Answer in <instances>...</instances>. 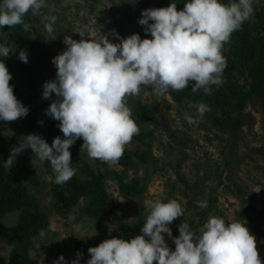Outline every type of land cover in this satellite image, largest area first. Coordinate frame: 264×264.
<instances>
[{
  "label": "clouds",
  "instance_id": "9594fccd",
  "mask_svg": "<svg viewBox=\"0 0 264 264\" xmlns=\"http://www.w3.org/2000/svg\"><path fill=\"white\" fill-rule=\"evenodd\" d=\"M45 5L46 0H0V29L23 24L29 11L37 14ZM253 12V0H230L227 4L221 0H186L181 10L170 3L142 11L138 23L151 38L141 39L138 33L123 38L114 33L119 42L113 43L104 34L98 39H84L83 30L77 32L82 37L79 41L65 35L66 50L52 60L56 79L45 82L42 92L45 99L56 95L45 112L59 121L64 138L57 136L49 145L41 135L28 134L11 149L4 167L9 170L17 155L30 149L40 161L50 162L55 183L63 184L76 173L69 149L78 138L83 139L82 149H87L90 158L117 163L125 146L140 131L126 98L139 94L142 85L164 94L169 89L183 90L189 81L195 82L193 91L210 92V85L222 83L227 65L223 45ZM48 20L45 27L51 34L56 17ZM10 54V48L0 44V57ZM18 58L27 63V51L21 50ZM12 78L0 59V121L11 122L29 113L14 95V86L9 83ZM208 110L203 103L198 106L201 115ZM198 204L207 207L206 201ZM183 216L184 209L175 199L150 202L142 235L130 240L105 239L88 249L87 264H264L247 224L210 216L196 232L183 220L178 226L179 236L173 237L169 225ZM49 229L55 231L52 225ZM165 233L174 241V251L166 243ZM81 257L77 252L70 264H80ZM53 264L69 262L61 255Z\"/></svg>",
  "mask_w": 264,
  "mask_h": 264
},
{
  "label": "rangeland",
  "instance_id": "374dc122",
  "mask_svg": "<svg viewBox=\"0 0 264 264\" xmlns=\"http://www.w3.org/2000/svg\"><path fill=\"white\" fill-rule=\"evenodd\" d=\"M137 7L134 0H46V5L37 14H32L31 24L25 29L32 36L40 35V40L49 48L51 56L44 65L49 67L48 74H52L57 71L53 58L66 50L65 35L79 41L82 37L77 32L83 30L87 36L84 39H98L104 34L111 42L118 43L119 38L114 33L123 38L131 35L124 12L134 14ZM253 8L261 9L264 14V3L259 0H253ZM50 16L56 17L51 34L45 27ZM20 64L14 60L11 66L20 67ZM12 77L9 83L21 102L22 98L32 96L34 84L41 80L37 77L32 84L25 77ZM216 86L209 87L216 91ZM172 92L169 89L159 94L151 86L142 85L139 94L126 98L131 113L137 101L147 104L155 112L160 126L140 125V132L150 133L149 146L133 140L125 146L135 161L133 166L109 163V169L125 181H138L140 193L125 197L119 193L118 184L111 176L106 182L105 223L111 233L117 235L121 234L123 226L137 224L142 228L150 212V202L175 199L182 205L184 216L169 225L173 237L179 236L178 226L183 220L196 232L202 230L210 216L222 217L228 223L239 221L247 224L256 238L259 257L264 262V115L259 101L250 98L240 113L232 114L241 115L242 126L231 135L220 118L208 117L206 111L203 115L198 112L202 102L185 100L178 104ZM51 97H55V93ZM206 101L209 109L215 107L210 96ZM23 118L14 120L4 132L9 151L19 146L28 134H39L51 145L41 127L28 125ZM59 135L64 138L62 132ZM69 150L72 166L76 169L74 176L88 179V170L96 168L94 159L89 157L87 149L72 145ZM143 152L147 153L143 155L147 158L145 163L137 158ZM20 154L32 164L34 176L26 179L28 194L47 221L45 234L32 239L24 264H53L61 255L70 264L76 259L74 248L78 242H83L87 251L94 247L95 223L87 217H79L82 201L67 216L58 215L52 206L55 179L51 170L30 149H24ZM199 201H206L207 207H200ZM18 220L16 212L3 218L7 227L15 226ZM50 225L55 231L49 229ZM164 235L170 250L174 251V241L166 233ZM12 249L0 240V264H9Z\"/></svg>",
  "mask_w": 264,
  "mask_h": 264
},
{
  "label": "trees",
  "instance_id": "16d2710c",
  "mask_svg": "<svg viewBox=\"0 0 264 264\" xmlns=\"http://www.w3.org/2000/svg\"><path fill=\"white\" fill-rule=\"evenodd\" d=\"M259 1L261 4L264 3V0ZM137 2L134 0V4L138 5L134 14L124 12V21L131 34L138 33L141 39H144L151 38V35L145 33V26L138 23V20L142 18L143 10L167 7L170 3H175L177 10H181L186 0H142ZM221 2L227 4L230 0H221ZM32 14L29 11L25 15L23 24L13 27L5 25L0 29L4 32L0 34V44H5L11 50L9 56L0 57V59L4 60L13 76L25 77L32 84L37 77L39 80L41 79L37 84H34L32 96L21 99L31 112L23 119L28 125L34 124L41 127L47 134L48 140L52 142L61 130L58 127L59 121L46 115L45 110L56 99V95L53 98L45 99L42 92L45 82L56 79V72L48 74L49 67L44 65V61L51 55L49 48L40 40V35L32 36L25 29L31 24ZM21 50H26L28 53L27 63L18 58ZM222 54L226 57L227 65L222 73V83L216 86V91L201 92L200 89L193 91L194 83L189 81L188 86L183 90H172L171 94L178 104L190 100L209 105L206 100L210 96L215 107L206 111V115L220 118V122L224 124L228 132L234 135L240 130L242 122L240 121L241 115L232 114L240 113L247 106L250 98H256L259 101L264 115V14L261 9H254L252 16L242 23L239 30L231 34L230 40L223 45ZM14 60L20 62L21 66H11ZM218 112L221 115H216ZM131 115L139 127L143 124L160 126L155 112L140 101L135 103ZM41 121H43L42 124ZM12 122L0 121V240L13 248L9 264H24L32 239L41 235V230L45 231L47 221L39 213L38 204L28 194L26 179L34 176L30 161L18 154L15 163L9 170L4 167V161L8 159L11 152L6 148L7 137L4 132ZM149 134V132L139 131V134L134 135L132 140L149 146L147 141L150 137ZM82 144L83 139L78 138L73 145L77 149H82ZM144 154L147 153L143 152L137 155V158L143 163L147 162ZM94 162L96 168L94 171L88 170V179L82 180L73 176L63 184H57L54 181L51 198L55 212L65 217L82 201L83 206L78 209L79 217L84 216L92 219L97 230L94 247L105 239L116 237L130 240L137 235H142V228L137 224L123 226L120 235L113 234L104 221L107 206V180L113 176L118 184L119 193L125 197L136 196L140 193L139 182L136 180L125 181L123 177L109 169L108 162H102L99 159H94ZM117 163L130 167L135 164V161L130 151L124 148L123 155ZM45 165L51 170L55 179L50 162L45 161ZM15 212L19 215L17 224L7 227L3 218L6 214ZM74 250L76 254L77 252L82 253L80 264H87L90 253L85 248V244L78 242Z\"/></svg>",
  "mask_w": 264,
  "mask_h": 264
}]
</instances>
